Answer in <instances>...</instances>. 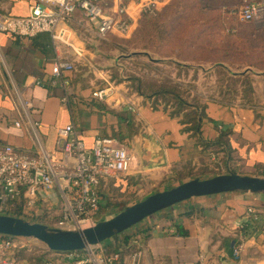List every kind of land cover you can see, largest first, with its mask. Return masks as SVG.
I'll use <instances>...</instances> for the list:
<instances>
[{"label": "crops", "instance_id": "obj_1", "mask_svg": "<svg viewBox=\"0 0 264 264\" xmlns=\"http://www.w3.org/2000/svg\"><path fill=\"white\" fill-rule=\"evenodd\" d=\"M33 2L0 0V13L22 17ZM71 27L73 46L82 56L47 34L17 38L0 32V146L8 144L33 154L35 131L42 148L60 159L57 130L66 124L73 125L86 147L97 136L117 138L132 158L125 174L101 182V209L106 212V196L119 199L118 206L123 207L191 178L226 172L264 177V24L255 21L234 26L235 39L222 47L221 60L207 61L206 66L193 64L196 75L203 73L210 79L216 66L223 68L230 82L221 84L222 94L225 90L228 94L233 91L232 95L237 92L233 97L214 98L207 90L196 107L202 116L193 127L162 103L129 93L121 84H114L103 100L93 97L92 92L112 83L116 57H103L105 65L96 67L101 54L92 44L96 41L94 28L79 12ZM57 55L74 66L63 72L64 86L49 82ZM213 82L207 84L212 87ZM21 100H28L30 106L23 109ZM131 103L134 112L128 109ZM34 121L38 125L33 131ZM44 199L36 204L38 216L49 210L57 217L58 189L54 186L45 192ZM1 206L0 213L13 215L1 211ZM248 207L261 212L258 220L247 213ZM24 218L37 221L27 215ZM179 227L186 235L179 234ZM126 236L127 242L123 240ZM239 242L243 246L240 264H264V194L224 192L193 197L144 218L101 244L120 250L121 264H192L198 254L204 255L207 264H234L232 249ZM134 253L137 258L133 260ZM29 258L22 256L14 264H31ZM62 258L70 259V254Z\"/></svg>", "mask_w": 264, "mask_h": 264}, {"label": "built area", "instance_id": "obj_2", "mask_svg": "<svg viewBox=\"0 0 264 264\" xmlns=\"http://www.w3.org/2000/svg\"><path fill=\"white\" fill-rule=\"evenodd\" d=\"M170 0H34L28 13L22 17L0 13V32L17 38H31L47 34L54 41L82 56V51L73 46L74 31L71 23L75 13L91 25L95 35L103 39L107 34L126 36L142 14H155ZM236 17L241 22L262 21L264 19V0L243 1L236 9ZM74 70L73 63L64 57L56 56L51 68L50 84L58 82L63 86L66 80L63 72ZM114 90V84L92 92V96L103 100ZM65 100V98H63ZM23 109L30 106L28 100H21ZM128 109L135 111V104ZM19 126V122H15ZM38 122L31 123L33 131ZM35 152L33 154L16 150L11 145L0 146V203L4 204L22 195L25 215L34 220L40 218L36 204L44 193L54 186L60 193V213L55 219L47 210L41 222L61 229L85 228L94 225L103 217L101 209V182L125 174L130 166L132 155L117 138L97 136L91 146L86 147L78 137L72 124L58 128L56 146L61 158L55 159L47 153L36 132H33ZM72 160V161H69ZM247 213L258 220L261 212L252 207ZM32 245L45 246L31 238L0 234V264H14V255L27 250ZM239 242L232 249L234 264H240L238 257L242 250ZM70 254L69 264H118L117 252L107 253L101 243L87 246L80 253ZM133 260L137 253L132 255ZM204 255L198 254L192 264H207ZM53 264V263H48ZM180 264V263H179Z\"/></svg>", "mask_w": 264, "mask_h": 264}, {"label": "rangeland", "instance_id": "obj_3", "mask_svg": "<svg viewBox=\"0 0 264 264\" xmlns=\"http://www.w3.org/2000/svg\"><path fill=\"white\" fill-rule=\"evenodd\" d=\"M243 1L261 0H170L155 14H142L137 18L126 36L111 33L100 39L95 35L93 39L96 41L92 44L101 54L95 60V66L102 68L105 65L103 57H116L111 81L123 85L129 93H135L132 84L136 81L132 78L136 77L147 92L150 89H173L191 104L196 101L200 104L207 90L209 97L236 96L237 92L232 95L233 91L228 94L225 90L222 94L221 84L230 82V79L220 68H215V73L211 74L213 79H210L203 73L196 75L193 64L198 62L206 66L207 61L213 63L223 58L222 47L236 36L231 28L247 25L235 14ZM259 23H264V19ZM175 62H179L178 66ZM212 81L211 87L208 84ZM164 97L168 101L175 100L172 94ZM122 208L118 206L112 211ZM107 211L102 210L103 217L114 214L111 209ZM37 220L40 221L41 217ZM40 248L32 245L16 252L14 262L22 256L37 254Z\"/></svg>", "mask_w": 264, "mask_h": 264}, {"label": "water", "instance_id": "obj_4", "mask_svg": "<svg viewBox=\"0 0 264 264\" xmlns=\"http://www.w3.org/2000/svg\"><path fill=\"white\" fill-rule=\"evenodd\" d=\"M224 192L264 194V177L226 172L205 178H191L142 199L85 228L61 229L28 219L0 213V234L27 237L50 250L82 251L89 245L116 238L144 218L193 197Z\"/></svg>", "mask_w": 264, "mask_h": 264}, {"label": "trees", "instance_id": "obj_5", "mask_svg": "<svg viewBox=\"0 0 264 264\" xmlns=\"http://www.w3.org/2000/svg\"><path fill=\"white\" fill-rule=\"evenodd\" d=\"M255 21H250V22H246L247 24H251L254 23ZM264 24V23H262ZM175 64H177L178 66V62H175ZM216 68H219L216 66ZM221 71H224L223 68H220ZM133 81H136V84H132V86H134L133 88L135 89V94L141 95L143 97L146 98H150L152 99V101L154 103H162L164 106H167L172 114L175 115H181L182 116V121L184 123H188L189 126L193 127L197 125V120L199 118H201L202 116V112L201 111H197L196 107L201 104H199V102H194L193 104L188 103L185 99L181 98L177 93H175V90H153L150 89L149 92L145 91V89L142 88V84L140 79L133 77L132 78ZM236 81V79H234L232 82ZM234 84V83H233ZM165 94H172L174 97V102H172L171 100H166V98L164 97ZM160 96H163L162 98ZM222 136V135H221ZM221 139V138H219ZM213 151H219L218 149L214 148ZM216 167L219 168V164L215 163ZM191 169V168H190ZM211 169V168H210ZM216 171L214 168L211 169V172ZM262 175H264V171L261 172ZM22 201H24V198L22 195H19L17 197H15L14 199H12L9 202H6L4 204H2L1 206V211H5L7 213H11L14 216L17 217H26V215L24 214L23 210H22ZM134 202V201H133ZM133 202L127 203L124 206L131 204ZM24 203V202H23ZM120 203L119 199H115L112 196H106L105 197V207L108 209H115L116 207H118ZM123 206V207H124ZM122 208V207H121ZM121 210V209H120ZM117 211H114L113 213L115 214ZM46 217V215L41 217V222L44 220V218ZM38 219V218H37ZM51 219H55V217H51ZM179 234L181 235H186L185 231L180 230L179 227ZM128 236L124 237L123 240L125 242H127L128 240ZM108 252H117L119 254V259L121 261V251L120 250H109ZM107 252V253H108ZM76 254V253H80V251H72V252H61V251H56V250H50L46 247L44 248H40V251L37 254H33L32 256H29L30 258V263L31 264H48V263H53V264H69L71 259L68 258H62L61 256L63 254ZM118 264H121V262H119Z\"/></svg>", "mask_w": 264, "mask_h": 264}]
</instances>
